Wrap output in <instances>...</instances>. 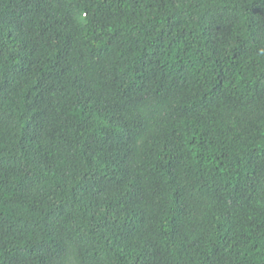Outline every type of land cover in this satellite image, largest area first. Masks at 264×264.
I'll use <instances>...</instances> for the list:
<instances>
[{
	"label": "trees",
	"instance_id": "16d2710c",
	"mask_svg": "<svg viewBox=\"0 0 264 264\" xmlns=\"http://www.w3.org/2000/svg\"><path fill=\"white\" fill-rule=\"evenodd\" d=\"M0 264H264V0H0Z\"/></svg>",
	"mask_w": 264,
	"mask_h": 264
}]
</instances>
